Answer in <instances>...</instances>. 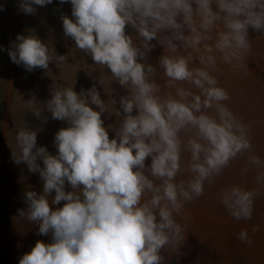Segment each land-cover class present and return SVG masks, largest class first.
I'll use <instances>...</instances> for the list:
<instances>
[{"label":"clouds","instance_id":"1","mask_svg":"<svg viewBox=\"0 0 264 264\" xmlns=\"http://www.w3.org/2000/svg\"><path fill=\"white\" fill-rule=\"evenodd\" d=\"M52 2L21 0L19 10L34 15L33 5ZM70 3L75 22L61 17L65 36L96 65L109 69L129 95L119 101L122 119L111 140L101 119L108 107L95 86L79 94L73 87H57L44 105L52 119L69 125L55 136L56 155L37 146L36 131H18L20 152L14 161L25 163L43 181L42 194L27 191V210L18 213L39 224L38 234H51L53 241H37L19 264H163L161 250L183 240L185 226L177 218L187 219L182 216L185 205L201 197L231 161L253 151L251 125L228 107L231 96L215 73L220 64L242 66L252 47L249 28L264 33V0ZM126 26L136 35L128 34ZM16 40L9 56L28 71L48 69L52 61L68 65L66 56L56 55L36 35ZM153 40L165 48L159 68L167 87L187 82L196 91L176 87L175 95L162 94L155 79L161 72L147 59ZM27 105L37 118L42 116L41 106L33 101ZM188 131L193 134L182 139ZM185 151L190 153L191 176L178 180ZM248 160L262 166L258 156ZM262 181L264 173L256 177L257 184ZM66 182L71 191L65 190ZM257 195L254 189L232 186L217 199L241 221L252 218ZM62 201L63 207H50ZM237 238L252 243L246 229Z\"/></svg>","mask_w":264,"mask_h":264},{"label":"crops","instance_id":"2","mask_svg":"<svg viewBox=\"0 0 264 264\" xmlns=\"http://www.w3.org/2000/svg\"><path fill=\"white\" fill-rule=\"evenodd\" d=\"M20 2L21 0H0V6H3L0 10V28H4L1 25L4 24L1 23V18L8 16L9 27L14 30L11 35L1 34V39L12 36L11 40L18 43L16 40L18 35L26 37L36 35L43 43L52 47L56 55H63L68 59L72 54V62L67 66L58 67L56 63L53 64L55 61H52L48 69L38 67L32 71H28L23 64L16 63L11 64L9 68L0 69V72L7 71L9 74V81L0 78V218H2L0 264H19V260L23 255L30 253L37 241L45 244L53 242L51 234L47 236L38 234L39 224L20 217L18 213L20 209L27 210V191L32 190L42 194L43 189V181L39 173H32L25 163L17 165L14 161V154L19 155L20 152L16 140L18 131L23 127L36 131L37 146L45 147L52 155H56L55 136L69 125L67 121L52 119V114L44 105L52 98V93L57 87H73V90L79 94L82 91L86 93L95 86L108 107V110L101 115V119L111 140L115 138V130L118 129L122 119V115L117 114V111L122 114L119 101L121 97L129 95L128 89L120 85L111 76L110 70L103 66L98 70L103 74L102 80L76 79V73H81L85 67H88L91 77L93 68L95 70L97 66L88 54H86L87 59L82 57V61L86 60L87 63L78 64V54L82 51L76 48L75 41L71 37L65 36L61 17L66 15L75 22L70 0L63 4L60 0H53L46 6L33 5L37 8L34 15L20 11ZM126 32L136 35L135 30L130 26H126ZM248 35L252 47L241 61L242 66L233 68L230 65L220 64L219 71L215 75L220 85L225 87L231 96L226 102L228 107L238 118L251 125L253 151L231 161L214 184L205 186V192L201 197L185 205L182 216L187 219L177 218L178 222L185 226L183 240L180 246L161 250V255L164 257L163 264H264V181L260 184L256 183L257 175L264 173V33L249 28ZM51 41L56 42L55 47ZM151 43L155 47L147 59L150 64L157 67L159 73L162 71L159 68V59L165 54V48L157 40ZM193 56L195 58L198 54L194 52ZM70 71L74 75L71 80H66V73ZM16 72L28 73L30 79L17 81L16 76L12 75ZM37 73H54L56 80L40 82L38 77L34 78ZM155 79L162 85L164 95L168 93L175 95L176 87L196 91L187 82H177L176 87L168 88V80L162 72ZM28 101H33L43 108L40 118L33 115L27 105ZM92 107L98 111L95 106ZM44 117L47 118L46 122ZM192 134L188 131L182 134V139L186 140ZM251 155L260 158L261 167L249 164L248 157ZM189 157L190 153L186 151L182 153V167L178 180H186L191 176L187 171ZM38 163L43 167L42 161L38 160ZM145 163L150 165L151 158L149 157ZM232 186H242L247 190L257 191L250 220L236 221L217 199L218 193ZM65 190L71 191L67 182ZM54 195L55 192L52 193L53 197ZM64 203L62 201L60 205H50V207L55 210L63 207ZM7 217L14 218L13 224L6 222ZM253 228L256 229L255 232L252 231ZM242 229L249 232L252 240L250 245L238 240L237 236Z\"/></svg>","mask_w":264,"mask_h":264},{"label":"rangeland","instance_id":"3","mask_svg":"<svg viewBox=\"0 0 264 264\" xmlns=\"http://www.w3.org/2000/svg\"><path fill=\"white\" fill-rule=\"evenodd\" d=\"M1 23H4V24H1V25H3L4 28H0V69H4V68L6 69V68H9V66H12L11 64L14 63V62H12V60H11V58L9 56V51L12 49V45L14 44V41L11 40L12 36L11 37H7V39L3 38V40H2L1 39V34H5V33L7 34L8 33V35H11V32H13L14 30L9 27V17L8 16H3L1 18ZM51 43H53L54 47L56 46V44H55L56 42H52L51 41ZM79 51H81V50H79ZM82 57L83 58L87 57L86 53H84L83 51L78 54V62H77L78 64L87 63L86 60L84 62L82 61V59H83ZM71 62H72V54H70L69 58L67 59V63L70 64ZM53 64H55V62ZM96 66L97 67L95 68V70L93 68L91 77H90V73L88 72V67H85L84 69H82L81 73H79V72L76 73V79L79 80V81L89 80V79H91V80H97V79L102 80L103 74L102 73L100 74L99 71H98L101 67H100V65H96ZM79 67H77L78 70H79ZM72 70H73V68H72ZM8 75L9 74H7V71L0 72V78L2 77L4 80L6 79L7 81H9ZM12 75L16 76L15 80H17V81H20V80L24 81V80H29L30 79V74L24 73V72L12 73ZM73 75L74 74L71 71L69 73H66V80H71ZM35 77H38V80L40 82H43V81L50 82V81H55L56 80V75L54 73H45V74L37 73L34 76V78ZM11 78L14 79V77H11ZM1 219L2 218H0V220ZM13 219H14L13 217H7L6 218V222L10 223V224L11 223L13 224V222H14Z\"/></svg>","mask_w":264,"mask_h":264}]
</instances>
